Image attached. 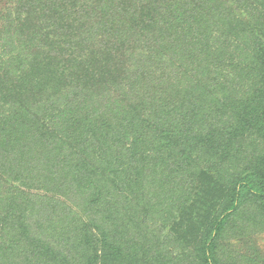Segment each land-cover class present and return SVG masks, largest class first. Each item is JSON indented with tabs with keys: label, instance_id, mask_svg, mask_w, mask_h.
Masks as SVG:
<instances>
[{
	"label": "trees",
	"instance_id": "16d2710c",
	"mask_svg": "<svg viewBox=\"0 0 264 264\" xmlns=\"http://www.w3.org/2000/svg\"><path fill=\"white\" fill-rule=\"evenodd\" d=\"M5 1L0 189L7 194L0 193V264H125L122 249L95 224L109 195L100 198L99 187L106 186L90 176L96 167L102 171L98 158L107 149L137 159L139 168L130 172L141 177L149 160L153 167L163 164L160 153L170 156L175 147L181 159L172 172L199 182L203 195L194 197L212 200L214 194L219 207L193 222L195 236H179L180 256L167 264H219V243L241 210L253 204L264 216V153L227 180L197 161L207 152L227 157L246 132L264 141V0ZM220 137L231 141L222 151ZM30 158L77 186L86 179L81 205L94 223L63 215L59 224L75 227L66 243L52 236L48 221L36 225L37 236L29 225ZM128 159L115 157L122 166ZM115 174L116 187L129 182L127 167ZM92 228L102 232L99 248L87 239Z\"/></svg>",
	"mask_w": 264,
	"mask_h": 264
},
{
	"label": "rangeland",
	"instance_id": "374dc122",
	"mask_svg": "<svg viewBox=\"0 0 264 264\" xmlns=\"http://www.w3.org/2000/svg\"><path fill=\"white\" fill-rule=\"evenodd\" d=\"M9 6V2L0 0V30L3 22L1 15ZM256 114H258L257 111ZM217 141V150H221L222 146L231 143L226 137H220ZM232 147L233 152L225 158L221 154L214 155L211 152H207L208 154L205 155L201 154L197 165H200L201 169L214 171L218 176L221 175L222 180H227L229 174L240 172L245 165L252 164L264 153V141L257 133L249 136V133L246 132L242 138L235 140ZM174 149L176 152L170 156L167 153L159 154L163 158V164L158 162L156 167H153L152 161L149 160L150 167L144 168L141 177H137L133 169L132 175L130 172L131 167H138L137 159L124 150L120 153L115 152V149L114 152L107 149L101 155L102 159L98 158L102 171L100 172L101 169L96 167L97 174L90 176L92 182H97V186L98 182L99 185L106 186L105 188L98 186L101 191V193L99 191L100 198L109 195L99 208L101 217L95 218V220L97 219L95 224L103 229L109 242L117 244L122 249L125 264H167L169 259L176 263L182 244L179 236L183 237L182 241H184L183 234L188 237L195 236L193 222L199 223L196 219L202 217L206 212H209L208 217H211L219 207L213 204L214 194L209 196L212 200L205 197L200 199L194 197V193L199 196L203 195L204 189L200 187L199 182L194 181L191 184L187 177L182 179L172 172L171 164L181 159L178 155L181 148L175 147ZM122 156L129 158L123 166L115 160V157L119 159ZM36 160L37 158H30L27 167V170H30L32 188L25 190V194L34 210L32 213L29 210V225L34 228V234L37 236L40 233L36 225L40 224L39 227H41L43 224L45 226L44 222L48 221L54 226L56 235L52 234V236L55 239H60L61 243H66L67 230L72 231L75 227L70 226L67 229L62 224L60 225L61 217L65 218L63 215L73 223H76L75 220H79V223L87 226L94 223L91 214H85L81 205L83 198L86 197L84 192L87 191L82 186L88 184L83 178L77 186L75 183H71V176L64 177L67 181H63L64 178L59 177L57 169L49 164H39ZM167 162L169 164H165ZM106 166H110L111 169L103 171ZM123 167H127V173L130 176L129 182L124 185L122 181L120 186L116 187L113 183L117 176L115 173L118 168L122 169ZM151 167L153 170L155 169L154 172ZM50 171L55 176H52ZM56 172L59 174L58 177ZM104 173L106 177L103 175ZM79 187L82 188L79 189ZM209 189L213 191V183ZM4 191L0 189V193H3L2 196L7 194ZM188 194L189 197H186ZM5 198L8 199V197ZM177 203H182L183 206L177 208ZM29 205L31 204L29 203ZM259 213L255 205L248 204L229 225L219 243V264H264V216ZM174 223H181L183 228L180 230V227L173 225ZM88 232L90 233L87 234V239L99 248L102 232L100 233L94 228ZM88 232L79 231V234L84 235ZM47 233L49 234L47 231L43 233L44 238L43 236L41 238L45 240L48 237ZM55 239H51L49 242L56 243ZM59 245L64 247L63 244ZM1 261L3 259L0 256ZM7 264L27 263L12 259L7 261Z\"/></svg>",
	"mask_w": 264,
	"mask_h": 264
}]
</instances>
